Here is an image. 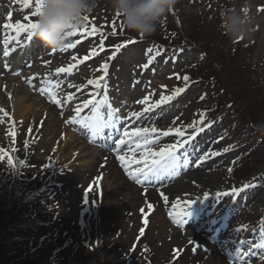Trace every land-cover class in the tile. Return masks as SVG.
<instances>
[{"label": "rangeland", "instance_id": "374dc122", "mask_svg": "<svg viewBox=\"0 0 264 264\" xmlns=\"http://www.w3.org/2000/svg\"><path fill=\"white\" fill-rule=\"evenodd\" d=\"M248 2L255 30L243 38L241 44L249 42L251 45L234 61L237 65L244 64L246 69L240 71L236 65L227 69L231 75H240L243 80L241 86L239 83L234 86L236 82L231 81L233 85H226V90L235 99L233 93L241 88L246 91L245 100L252 99L242 101V106L235 99L232 107L223 105L224 102L217 107L216 101H198L202 93L200 84L190 82L187 90L174 94L176 90L183 89L180 87L182 77L189 64H194L204 54L202 48L193 47L195 50L192 51L187 48L185 54L183 51L172 54L170 50L168 53L155 50L145 42L146 39H136L125 41L123 44L126 46L119 51L116 48L103 50L106 46L114 47L120 41L114 36L118 30L113 34L114 26L111 28L110 25L118 15L112 13L107 0H99L95 12L88 16L96 22V26L102 28L95 40H78L77 34L70 37V43H76L75 48L53 53L35 39L31 47L18 56L13 53L18 49L21 33L17 35L11 27L5 28L4 25L27 24L29 20L34 22L35 5L31 2L26 5L24 0H0V7H5L2 15L0 13V34L1 30L7 31L17 42L8 50L9 57L14 61L15 68L23 71V76H19L15 68L2 69L0 57V171H23L29 189L35 185L29 173L32 175L36 171L42 183L41 189L35 191L28 203L23 204L20 199L9 206L8 214L0 212V264H12L7 259L9 255L2 254V245L7 248L4 243L6 237L17 244L21 256L17 257L27 259L19 264H54L55 256L59 253L53 255L52 250L66 239L79 249L61 252L56 262L63 257L66 261L64 264H128L130 261L132 264H145L141 257L139 259V255L144 253L145 256L154 257V264H175L176 261L177 264H241V261L243 264H264V248L253 247L264 244V145H258L259 142L264 144V131L255 127L264 124L259 119V114H262L260 102L264 98V88L259 82H264V0ZM178 3L182 7L179 13L181 22L189 24L199 13L208 11L212 4L215 10L221 11L225 7L242 8L245 0H179ZM167 25L174 27L176 24L171 21ZM215 25L216 29L209 30L207 37L210 41L215 39L219 49L227 51L234 39L223 32L220 24ZM90 26L87 24L85 27L90 29ZM201 40L207 44L205 39ZM150 48L151 53L147 51ZM93 50L95 54H92ZM113 53L114 58L109 59ZM150 59L152 62L148 67L142 68L141 65ZM104 63L108 64V69L101 86L88 85V79L98 80L104 76L101 68ZM184 63H188L187 67ZM71 64L75 65L71 73H55L56 68ZM213 65L217 68V64ZM47 76L61 85L60 88L50 86L53 88L51 93L64 101L61 106L53 103L48 93L42 94L40 87L49 86ZM254 82L257 85L248 87ZM16 88L17 94L14 91ZM69 94L74 96L71 102L66 99ZM93 94L103 97L110 94L116 98L119 96L115 101H125L116 108L120 109V113H116L119 117L116 121L125 116L127 119L123 126L130 133L137 128L158 129L150 134L157 139L147 146L153 151L168 146L164 144L165 138L172 136V133L164 136L162 132L169 128H181L185 135H189L192 131L208 127L213 134L211 146L223 152L222 163L216 166L223 174L218 177L220 180L215 183L214 189L211 187L210 191L213 192L209 195L228 193L245 184L251 187L239 195H221L216 199L209 195L195 198L168 194V184L156 187L143 185L140 180L144 175L138 177V182L128 174L143 165L114 161L113 158L120 151L102 149L98 143L87 139L80 129L84 130L79 118L74 119L76 104ZM20 95H23V101L18 98ZM161 95L171 96L172 99L152 107L150 111H143L149 105H155ZM146 97L147 103H138ZM115 101L113 98L112 102ZM10 106L16 108L15 114L9 112ZM201 107L213 109L207 112L210 116L205 114L203 124L198 119ZM133 112H141V116L133 117ZM48 114L53 118L49 120V125L40 123L48 119ZM190 124H195V129L188 127ZM227 128H231L230 133L226 131ZM69 135L76 139L71 145ZM117 139L119 137H115ZM129 140L127 146H132L137 138ZM170 142L180 144L178 141ZM253 146L255 152L244 161H239V156L243 157ZM9 149L12 154L8 158L5 153ZM97 151L105 154L94 160L90 156ZM141 152L142 149L135 148L132 154L139 159ZM106 156L108 161H114L121 176L133 188L124 192L113 189V196L110 197L113 202L105 198L102 173L97 177L85 170L93 160L94 163L99 161V167H104ZM11 159L12 163H9ZM15 162L18 163L16 167ZM12 176H16V173ZM11 177L9 182L16 183L17 178ZM105 186L107 192L112 190L109 183ZM133 190L141 191L140 195L145 200L130 202L128 194ZM250 192L254 193L252 197L256 196L257 202L251 199ZM148 195H152V201L148 200ZM232 201L236 203L232 205ZM18 209L21 210L13 216ZM182 209H189V215L184 216ZM8 220L10 230L5 231L4 225ZM36 221L46 222L42 226ZM43 236H46L45 240L39 243ZM37 245L39 248H36ZM132 250L135 253L130 255ZM250 250L255 254L247 257L241 255L239 260L236 258L237 251L243 253Z\"/></svg>", "mask_w": 264, "mask_h": 264}, {"label": "trees", "instance_id": "16d2710c", "mask_svg": "<svg viewBox=\"0 0 264 264\" xmlns=\"http://www.w3.org/2000/svg\"><path fill=\"white\" fill-rule=\"evenodd\" d=\"M215 5H211L208 8V11L204 10L203 12L199 13V15L195 18L192 19V23L189 24H184V22H181L179 13L182 9L181 4L177 3L175 7L168 12L161 20L159 26H158V32L150 37H143L137 35L136 33L130 32L126 30L123 27V21L122 19L117 16L118 18L113 21H111V28L114 26L115 30H118V34L114 35L117 36V38L120 39L119 42L124 43L125 41L129 42L131 40H145L148 44H151L152 47H154L155 50L158 51V49H161V51L165 50L167 53L170 50V53L176 54L177 52L182 51L184 54L186 53L187 48H191L190 51L195 50V48H202L203 50V55L199 57L198 60L194 62V64H189L187 67L188 63H184L186 65L187 71L185 72L184 76H188L189 80L184 81L182 77L183 83L181 85H186L190 82L200 84L201 85V95L197 98L198 101L200 102H217V107H219L222 102H224L223 105H229V107L234 106L235 104V99L237 102L241 105V102L245 100L244 94L246 93L245 90L239 88L237 92L233 93V96L235 99L232 97V95L226 90V85L230 86L233 85L231 84V81H235L234 86L239 83L240 86L242 84L243 78L240 75L233 76L227 69L231 68L233 65L237 66L238 70L241 71L246 69V66L244 64H234L235 59L237 58L238 55H242L245 50H248L249 46L251 45L249 42H245L244 44H241L243 41V38L241 39H234L231 47L225 51L223 48L218 47V44L215 43V39H212L211 41L207 37V34L209 30L216 29V25L221 24V17H220V12L214 9ZM175 19V20H174ZM122 21V25H118ZM173 21V24H176L174 27H169L167 24L169 22ZM118 22V24H116ZM184 25L186 27H184ZM219 27V26H218ZM164 28V29H162ZM104 29V28H103ZM159 33V34H158ZM113 36V35H112ZM133 37L134 39H132ZM205 39L206 42H202ZM195 47V48H193ZM176 48V49H174ZM206 55V56H205ZM220 56V57H219ZM217 64V68L214 67L213 64ZM243 66V67H242ZM225 70V73L222 71ZM222 74H223V79H222ZM250 82V81H249ZM247 82L246 84L248 85ZM260 86L264 88V82L259 81ZM257 85L256 82L253 84H250V86H255ZM264 91V89H263ZM262 91V92H263ZM218 98L217 100H214L213 98ZM252 99V97L246 99L245 101H249ZM261 108L259 115V119L264 122V98H262L260 102ZM213 110L210 108H203L199 110V115L201 116L202 112L205 116L208 111ZM208 115V114H207ZM210 116V115H208ZM231 128H227L226 131L230 133ZM258 145H264L262 142H259ZM254 146L251 147L250 150H248L246 153H244L243 157L239 156V161H244L246 158H249L248 156L253 154L254 152ZM7 152L11 153V150L9 149ZM11 156V155H10ZM20 162V161H18ZM12 163V159H11ZM18 165L17 162H15V167ZM6 170V169H5ZM2 170L0 171V212L2 213H7L8 214V208L9 206H13L15 202L21 199V203L25 204V202H29L30 199L33 198V195L36 190L41 189V181H40V174H38L36 171L32 173V175L29 173L31 177H33L35 181V185L32 186L33 188L29 189V185L27 180H25L24 172L20 170H8L5 171ZM16 173V176H12V174ZM23 175V176H22ZM12 176V177H11ZM17 178L16 183L11 184L9 182V178ZM21 196V197H20ZM21 209H18L17 211H14L13 216L20 211ZM37 213V212H36ZM10 215H12V211L10 210ZM11 219V216L10 218ZM34 219V215L33 218ZM14 221V220H12ZM39 223V225L44 226L46 221H36ZM48 222V220H47ZM5 231L10 230V221L8 220L7 224L4 225ZM66 234L65 232H63ZM63 234V235H64ZM46 236H43L41 239H39V243L44 241ZM4 243L7 245V248L2 245L3 249L2 254H8L7 256L8 261L12 262V264H19L22 261H26L27 259H19L17 256L21 257L18 254V247L15 242L10 240V238L6 237ZM36 248H39V245H37ZM71 248L74 249H79L76 245L71 244V241L64 240V242H59L58 245H56L53 250L52 254L56 255L61 252H67L71 251ZM7 251V252H6ZM36 251V249H35ZM131 254H134L133 250L131 251ZM59 255L55 256L54 264H64L65 258H61L60 261L56 262L59 258ZM146 254L139 255V259L141 257L142 262L145 264H154V257L145 256ZM137 259V260H139ZM133 262H129L128 264H132Z\"/></svg>", "mask_w": 264, "mask_h": 264}, {"label": "snow or ice", "instance_id": "6c2138e0", "mask_svg": "<svg viewBox=\"0 0 264 264\" xmlns=\"http://www.w3.org/2000/svg\"><path fill=\"white\" fill-rule=\"evenodd\" d=\"M25 4L27 5L29 3V0H24ZM43 5H44V0H35V11L33 13L34 16H39L43 10ZM119 16V14H117ZM26 20H29V18H25ZM84 22L85 25L88 24L89 22V17H84ZM5 28H9L11 27L14 32L18 35L19 33L23 32L26 34V38L27 40L31 43L33 42V33L34 30L37 27V24L35 22H31L29 20V23L27 24H22V23H17L16 25H8L5 24L4 25ZM81 31L86 32L87 33V28L83 29V30H79V31H74L72 33H70V37H75L77 36L78 33H80ZM96 28L93 27L91 29V32H95ZM90 34V33H88ZM113 34H115V29H113ZM141 38H143V36L141 35ZM79 41H77L78 43ZM135 42V41H132ZM126 45L123 44H118L115 45L114 47L116 48L117 51H119V49L121 47H124ZM76 47V43H69L67 44L64 48H62L60 51H67L68 49H72ZM101 47H103V44L101 42ZM13 51H15V49H13ZM149 53L152 52V49H148L147 50ZM182 51V49H181ZM53 53L56 52V50H52ZM10 53L8 51H5L3 53V55L8 56ZM92 54H95V50H93ZM159 54V52H157V55ZM115 56V53H113L112 57H109V59H113ZM73 59H76L75 57H73ZM85 60L88 59L87 56L84 57ZM152 61L151 59L148 61V63L141 65L142 68H147L148 64H150ZM46 63H50V62H46ZM5 67H7V64L5 65ZM75 67L74 64L69 65L68 67H58L55 69V73L56 74H60V73H71L73 71V68ZM104 76L100 77L98 80H93V79H88L87 80V84L88 85H96L97 87L101 86V81L104 79V77L107 76V69H108V64L104 63L101 66ZM46 79L48 80V83L50 86H54L55 88H60L61 85L59 83V81H54L51 76H47ZM184 81H188L189 77L186 75L183 77ZM31 83V81H29ZM69 87H73L72 85H69ZM106 88V85L104 86ZM184 89H178L176 90V92L174 94H179V92H182ZM42 94L44 93V89H41ZM49 95H50V99L53 103L57 104V105H62L64 103L63 100L57 98V96L53 93H51V89L48 90ZM67 101L71 102L74 99V96L69 94L66 97ZM172 99L171 96H163L161 95L159 101L156 102L155 105H149L148 108H145L143 111L147 112L150 111L152 107H158L161 103H166L168 100ZM148 98L146 97L144 100L138 101V103L140 104H145L147 103ZM85 109H88L90 112V115L87 116H82V113L84 112ZM2 111V110H0ZM118 112V109H113L112 105L110 102L106 101V100H94V99H88L83 101L82 103H79L75 106L74 108V119L79 118V123L85 128L90 130L94 135L95 134H99L101 133L104 129L108 128L109 126L115 128V120L118 119L119 117H117L116 113ZM133 117L139 118L141 116V112H133L131 114ZM200 124L204 123V114L201 113L200 116ZM188 127L195 129L196 125L195 124H190L188 125ZM158 131V129L156 128H137L135 129L133 132H129L127 129H125L120 138L117 139L115 141L117 147L119 148L120 146L126 145L128 143V140L131 139L132 137H136V143H135V148L136 149H142L141 155L139 159H135L134 155L132 158H130V163L133 164H137V165H143V167L141 168H137L136 169V173L135 175L129 171V175L134 178L137 179V181L139 182L138 177L140 175H144L145 178H147L149 173H155V172H159V171H170L172 169H174V167L177 164V151L183 147L185 144H187L189 141L185 140L183 142V144H172V145H168L167 147H162L159 149V151H153L151 148L147 147L149 144L155 142V140L157 139L156 137H152L150 134L151 133H156ZM175 134L177 136H184L185 133L181 128H175L174 129ZM173 132V129L169 128L167 131L162 132V135L167 136L170 133ZM143 138L142 141L140 140V138ZM128 138V139H126ZM194 138V135L193 137ZM131 151V149H130ZM122 163L126 160L129 159L128 157L125 156H119L118 157ZM9 163H11V161H9ZM127 170V169H126ZM248 187H251V185L245 184L242 188H233L230 192L228 193H217V196H221V195H239L240 192L244 191L245 189H247ZM182 214L184 216H188L189 215V209L188 210H184L182 209ZM254 248H264V244H260V245H253ZM251 254H255L253 252H251V250L249 252H243L241 253L240 251H237L236 253V258L239 260L241 255L243 257H247ZM241 264H243V261H241Z\"/></svg>", "mask_w": 264, "mask_h": 264}, {"label": "bare ground", "instance_id": "6f19581e", "mask_svg": "<svg viewBox=\"0 0 264 264\" xmlns=\"http://www.w3.org/2000/svg\"><path fill=\"white\" fill-rule=\"evenodd\" d=\"M25 51V50H24ZM31 73V72H30ZM19 76H23V71L19 74ZM17 88L14 89V91L17 94ZM20 97V100L23 101V95L18 96ZM119 96H117L118 98ZM115 98V99H117ZM110 99L113 100V97L110 94H107L106 98L103 97L100 100H106L110 102ZM127 100V99H126ZM117 104H114L112 102L111 105L117 107L120 104H124L125 101H115ZM17 106V105H15ZM114 109V108H113ZM13 112L15 114L16 108L14 106L9 107V112ZM51 112V111H50ZM125 115V114H124ZM46 120H41L40 123L47 124L49 125V120L53 119L51 114H48L46 116ZM127 118L124 116L118 120L120 123L125 122ZM81 125V124H80ZM115 131L116 133L119 131L117 129V126L115 124ZM83 132L86 133L85 130L80 128ZM133 131V130H132ZM88 133H92L90 130H87ZM113 132V127H109V133ZM87 133V134H88ZM89 134V135H90ZM105 134V133H103ZM93 135V134H91ZM194 135V138H192ZM71 138L72 142L70 143L73 144L75 143L76 139H74V136L69 135V139ZM109 138V137H105ZM103 135L100 133V135L96 136V139L98 140V143L103 144ZM211 138H213V134L209 132L208 127H203L200 130H195L190 132L189 135H184V136H177L175 134V131L173 130L172 136L165 138L164 144L171 145L172 143L170 141H178L180 144H183L185 140H188L189 142L185 144L183 147L177 151V164L174 167V169L170 171H159L155 172V174L152 176L153 178H150L148 180L152 181H157L155 183V186H161L164 184H168L167 192L173 193L175 196H181V197H186V196H192L195 198H198L200 196L206 197L209 195V193L213 192L210 191L211 187L214 189L215 183L220 180L218 177H220L223 173L219 168H216L217 165L222 163V157L221 155L223 152H220L219 150L215 149L214 147L211 146L210 141ZM198 139V140H197ZM182 140V142H181ZM65 143V142H64ZM105 147V144H103ZM126 145L120 146L119 148L115 149L113 146H111V149L118 150L122 149L121 153L119 155H116L113 160L116 162H122L118 157L119 156H125L128 157L129 159H126L124 162H126L127 165H130V158L133 157L134 154H132L133 149H135V144H132V146H127ZM69 149L71 146H66ZM110 148V146H108ZM131 149V151H130ZM128 152V154H127ZM96 154V155H95ZM105 154L104 152L97 151L92 153L90 157H94V160L97 159L99 156ZM135 157V155H134ZM107 156L104 159V167H99L98 162L94 163V160L87 166L86 173H92L95 174V176H99L100 173H102L103 177V190L105 194V198H108L111 202H113V199L110 198L113 196L112 191L113 189L120 190L122 192L133 189L132 185L126 180L124 177L121 176L120 170L116 167V164L114 161H108ZM136 159V158H135ZM132 165H135L132 163ZM143 166H137L135 169L131 170V172L135 175L136 169L141 168ZM208 170L207 172H205ZM107 173V174H106ZM129 174V173H128ZM106 182V183H105ZM109 183L110 186H112V190L107 192V186L105 184ZM146 183L148 181L146 180ZM139 190H133L131 194L129 195L130 202H134L136 199H140V202L142 201L143 197L140 195ZM251 199H255L256 196L252 197L254 195L251 194ZM150 201H152V195H148ZM210 197H215L216 199L220 198L217 196V194H213L212 196L209 195ZM157 198H154L153 200H156ZM145 200V198L143 199ZM251 200H249L250 202ZM242 202H245L242 201ZM255 202L257 200L255 199ZM222 203V202H221ZM220 203V204H221ZM236 201H232V205H234ZM219 204V205H220Z\"/></svg>", "mask_w": 264, "mask_h": 264}, {"label": "clouds", "instance_id": "9594fccd", "mask_svg": "<svg viewBox=\"0 0 264 264\" xmlns=\"http://www.w3.org/2000/svg\"><path fill=\"white\" fill-rule=\"evenodd\" d=\"M179 0H107L114 15L119 14L123 27L145 38L154 35L162 18ZM99 0H44L43 10L35 18L33 36L43 47L60 51L70 43V33L84 27V17L92 15ZM223 32L231 39H241L255 30L248 0L242 8L225 7L220 12ZM264 131V124L255 125Z\"/></svg>", "mask_w": 264, "mask_h": 264}]
</instances>
